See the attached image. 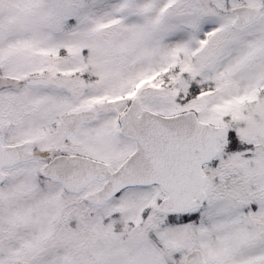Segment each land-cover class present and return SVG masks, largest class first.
I'll list each match as a JSON object with an SVG mask.
<instances>
[{"label": "snow or ice", "instance_id": "6c2138e0", "mask_svg": "<svg viewBox=\"0 0 264 264\" xmlns=\"http://www.w3.org/2000/svg\"><path fill=\"white\" fill-rule=\"evenodd\" d=\"M0 264H264V0H0Z\"/></svg>", "mask_w": 264, "mask_h": 264}]
</instances>
